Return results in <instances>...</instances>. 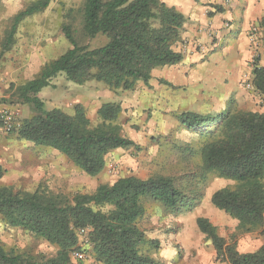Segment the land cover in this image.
Wrapping results in <instances>:
<instances>
[{"label":"trees","instance_id":"trees-1","mask_svg":"<svg viewBox=\"0 0 264 264\" xmlns=\"http://www.w3.org/2000/svg\"><path fill=\"white\" fill-rule=\"evenodd\" d=\"M49 2L38 0L16 14L0 46V56L13 44L20 22L45 10ZM185 22L182 13L162 0H84L81 41L69 25L64 26L62 34L69 48L45 64L36 78L16 87L11 101H4L27 105L33 113L9 134L34 146L54 149L88 177L98 176L111 152L137 149L118 122L120 105L103 103L94 124L81 104L70 113L46 110L40 92L58 75L79 86L100 82L112 91H132L138 83L149 87L154 70L182 61L178 46ZM257 25L264 38V18ZM98 38H104L105 43L91 47L89 43ZM249 81L253 91L264 98V67L257 62L252 65ZM160 84L171 86L166 81ZM178 119L183 127L198 130L203 141L197 152L199 179L204 182L206 174H214L234 183L216 191L211 204L236 220L239 232L264 235V112L242 111L230 104L218 116L184 112ZM2 175L0 167V179ZM188 189L189 184L163 174L145 180L123 177L98 185L93 193L71 196L41 186L33 191L0 186L4 226L20 229L55 249L53 255H46L0 245V264H72L76 252L87 254L95 264H159L148 252L160 248L158 241L147 239L138 225L145 203H157L167 213L178 212L192 207L199 197ZM196 225L213 246L217 260L264 264V244L254 252L239 253L236 244L219 236L207 219L198 218ZM80 229L87 231L82 241Z\"/></svg>","mask_w":264,"mask_h":264},{"label":"rangeland","instance_id":"rangeland-1","mask_svg":"<svg viewBox=\"0 0 264 264\" xmlns=\"http://www.w3.org/2000/svg\"><path fill=\"white\" fill-rule=\"evenodd\" d=\"M36 1L38 0H0V46L7 37L16 14ZM83 2L84 0H50L45 10L20 22L13 44L0 56V114H12L18 122L32 116L29 106L4 101H11V94L16 87L36 78L45 64L58 58L69 48L62 34L64 26L69 25L81 41L79 32ZM209 37L210 48L218 50L216 55L225 61L224 51L227 45L222 42L223 44L214 46L218 44V38ZM104 43V38H98L89 45L98 47ZM183 43L182 40L179 49H183ZM219 60L220 58H211L212 69L219 66L214 65ZM249 61V64L257 62L260 65L262 59H252L251 56ZM177 67L179 65L158 68L152 73L149 87L138 83L134 90L126 92L109 90L104 84L95 81L79 86L67 82L63 75L53 78L50 85L39 94L46 110L61 109L70 113L76 104H81L88 119L95 124L97 109L103 103H117L122 109L118 122L123 128V134L135 143L137 149L111 152L104 170L91 178L76 169L56 150L17 140L15 134L4 132L1 126L0 148H6L13 141L19 142L16 143L19 145L16 156L7 158L6 164L0 166L3 170L0 186L23 191H33L41 186L53 193L71 196L75 193H93L98 185L123 177L134 176L145 180L155 174L168 175L179 178L180 184H189L188 190L199 197L192 207L174 213L165 212L159 204L152 201L145 203V213L138 225L146 238L158 241L160 247L148 249L151 258L159 264H225L216 259L213 246L198 230V218L207 219L216 227L219 236L236 244L239 253H251L259 249L264 244V235L260 232H239L237 221L211 204L210 198L216 191L234 183L214 174H206L204 182L199 179L201 163L197 152L203 141L198 130L191 131L183 127L178 119L184 112L218 116L229 109L230 104L238 109L237 100L232 94L229 95L231 85L228 86L225 81L220 90L214 84L212 74L201 93L207 98L192 101V91L190 93L181 86L173 90V82L183 72L182 69L178 71ZM249 77L250 74L244 72L236 82L237 88L244 89ZM160 81H166L171 86L161 85ZM169 92L171 94L168 96ZM244 92L249 96L246 88ZM239 101L244 104L243 100ZM254 106H260L256 112L264 111V102L258 101ZM194 176L195 181L191 178ZM0 245L6 249L30 251L34 254L53 255L55 252L46 242L31 238L20 229L6 228L1 218ZM72 264L95 263L87 254L78 255L76 252L72 257Z\"/></svg>","mask_w":264,"mask_h":264},{"label":"crops","instance_id":"crops-1","mask_svg":"<svg viewBox=\"0 0 264 264\" xmlns=\"http://www.w3.org/2000/svg\"><path fill=\"white\" fill-rule=\"evenodd\" d=\"M162 1L182 13L186 19L182 32L184 46L183 49H179L183 53V58L177 67L178 71L182 69L183 72L179 73L173 82V90L181 86L183 89H188L190 93L192 91L193 96L190 97V100H202L207 98L201 93L205 89L209 77L213 74L214 84L220 90H222L225 81L228 82V86L231 85L229 95L232 94L237 100L239 110L258 111L260 106L255 107L254 105L258 101L263 103L264 98L253 90H247L250 93L248 96L244 92L245 88H237L236 82L244 72L250 74L252 64L248 62L254 53V48L250 45L247 34L252 25H257L264 18V0ZM209 36L218 38V44L214 46L223 44L222 42L227 45V49L224 51L225 61L221 56L216 55L218 50L213 51V48H210L207 39ZM256 55L257 58L262 59L259 63L264 67V46L258 49ZM211 58H220L219 63H214L219 66L214 69L211 66ZM170 94L169 92L168 96ZM240 99L244 104L239 101ZM16 143L19 142L14 143L13 141L6 148H0V166L6 164L7 158L16 156L19 145ZM58 154L63 156L59 152Z\"/></svg>","mask_w":264,"mask_h":264},{"label":"built area","instance_id":"built-area-1","mask_svg":"<svg viewBox=\"0 0 264 264\" xmlns=\"http://www.w3.org/2000/svg\"><path fill=\"white\" fill-rule=\"evenodd\" d=\"M225 1L228 2V0H225ZM247 38H248L250 45L254 48V53L252 54V59H253L257 57L256 54H257L258 49L264 46V38L262 35V30L258 27V25H252L250 27L248 34H247ZM252 65H254V62ZM244 87L247 90H253L251 83L249 81V78L245 81ZM0 121L2 122V128L4 132L6 133H10L11 130L14 128V126L18 124V121L16 120L14 115L8 114V113L0 114ZM86 232L87 231L84 229H80L78 231L81 241L83 239V236L86 234Z\"/></svg>","mask_w":264,"mask_h":264}]
</instances>
